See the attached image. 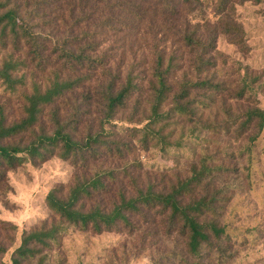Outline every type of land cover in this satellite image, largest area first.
Wrapping results in <instances>:
<instances>
[{"label":"rangeland","instance_id":"rangeland-1","mask_svg":"<svg viewBox=\"0 0 264 264\" xmlns=\"http://www.w3.org/2000/svg\"><path fill=\"white\" fill-rule=\"evenodd\" d=\"M7 2L9 8L18 9V22L39 36L46 50L43 58L47 59L39 66L24 42L13 49L10 41H0V71L12 58L23 64L13 72L16 91L0 80V113L6 126L25 118L23 97L31 95L35 86L44 91L56 77L61 81L90 78L81 80L72 98L45 108L36 131L52 133V113L59 109L61 122L77 120L72 123L76 127L75 139L99 133L104 140L115 142L113 147H130L122 159L107 155L96 164V168L115 172L109 194L102 198L107 207L118 200L120 191L134 196L136 189L150 185L163 194L179 190L184 205L209 200L211 211H205L200 222L224 228L232 239L228 254L233 255L227 261L215 253L198 260L189 255L186 239L171 229L165 218L156 215L132 218L133 231L123 226L95 234L66 224L52 248L28 264H264V121L246 118L252 108L264 111V0L235 5L231 12L229 21L242 30V41L237 35L224 33L212 0H203L202 9L194 12L185 8L176 20L152 15L143 25L133 23L132 32H123L116 39L106 33L99 36L106 42L103 50L113 46L107 55L112 56L111 65L114 73L121 74L122 83L131 73L138 76L136 82L141 86L140 93L107 120L104 103L95 94L100 85L106 84L100 72L92 75L90 71H80L76 75L58 59L60 48L68 47L63 44L75 32L73 7L43 5L40 0H0V5ZM98 19L93 28L104 18ZM197 27L207 37L210 31L217 47L211 67L200 70L179 37L183 30ZM117 45L123 47L117 49ZM161 54L166 60H177V68L169 78L172 91L161 106L160 119L167 127L164 135L169 146L151 145L146 149L138 131L150 123L147 119L153 99L149 80ZM187 83L194 85L183 101L188 111L177 113L173 96L180 94ZM205 83L208 84L202 85ZM245 84L250 86L247 91ZM76 175L81 172L59 157L45 163L29 162L9 173L12 191L0 197V220L18 230L0 264H11L24 232L53 220L46 203L48 193L61 185L68 188Z\"/></svg>","mask_w":264,"mask_h":264},{"label":"trees","instance_id":"trees-1","mask_svg":"<svg viewBox=\"0 0 264 264\" xmlns=\"http://www.w3.org/2000/svg\"><path fill=\"white\" fill-rule=\"evenodd\" d=\"M56 1V2H55ZM250 1L260 0H212L217 12L218 23L224 27L227 35H237L243 40L242 30L233 22H230L231 12L235 5H242ZM44 4H52L58 7L61 4H70L75 22L74 33L66 39L60 48L59 61L64 67L73 73L80 71L93 73L100 72L105 85H100L96 99L102 101L105 109L104 119H110L117 110L126 107L135 94L140 93L141 86L136 82L138 76L128 74L123 78L114 73L111 65L113 46L103 50V44L99 36L104 33L108 37L117 38L121 33L128 34L133 31L132 25H143L150 17L179 19L185 8L192 12L202 9L203 0H40ZM10 2L0 5V41L11 42L13 49H18L24 42L30 51L33 62L42 66L46 64L43 58L45 48L37 34L33 35L31 27L18 22L20 13L16 7H11ZM40 6V3H39ZM99 17L104 18L99 26L92 27ZM134 23V24H133ZM208 31V30H207ZM183 47L194 55L193 64L196 69L211 67V59L217 54L215 37L208 32L200 34L199 29L183 30L179 34ZM121 49V46H116ZM56 49H58L56 47ZM176 58L166 60L158 55L151 78L149 80L152 93V107L147 124L141 133L140 141L148 149L151 145H163L167 148L164 126L161 117V106L167 100L172 91L169 78L173 70L177 68ZM21 62L10 59L0 71V80L9 85V89L16 91V79L13 72L22 66ZM166 67V68H164ZM90 81V78H77L74 81H61L59 77L44 91L35 86L31 95H24L25 118L19 123L6 126L5 117L0 113V197H5L12 191L9 185V173L29 163H45L54 157L70 162L81 175L74 177L73 183L68 188L64 185L50 191L46 197L47 207L53 220L45 222L41 228L24 232L21 245L14 252L11 264H28L39 253L50 250L56 237L63 232L66 224H71L84 231H92L95 234L113 232L121 227L133 231L135 225L132 218L156 215L165 218L171 229H175L181 237L185 238L187 250L194 259L202 260L205 254H219L221 259L227 261L232 239L224 228H217L210 224L200 222V216L205 211H211L209 200L203 199L194 205H184L180 200L181 192L173 191L170 194L157 192L154 186L144 189H136L135 195L118 193V200L107 207L102 198L109 194V183L113 181L115 172L96 168L99 161L107 157L122 159L125 152L130 150L128 145L113 147L115 142L103 139L99 133L88 134L83 140L75 139L76 127L71 122H61L59 109L52 113L54 129L48 133L42 129L36 131V125L41 121L44 109L56 107L59 101L72 98L81 86V80ZM208 83L202 84L206 85ZM180 94L173 96V104L177 113L188 111L184 99L190 96L189 88L192 84H184ZM212 87V86H211ZM245 84L244 90H248ZM94 96V95H93ZM89 94V99H91ZM246 118L249 121L258 119L264 121V111L259 108L248 110ZM161 125V126H160ZM122 147L124 149H122ZM126 172V171H125ZM89 173V174H88ZM213 212V211H212ZM18 228L10 222L0 220V261L8 253L9 243H13V234Z\"/></svg>","mask_w":264,"mask_h":264}]
</instances>
